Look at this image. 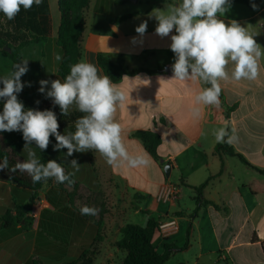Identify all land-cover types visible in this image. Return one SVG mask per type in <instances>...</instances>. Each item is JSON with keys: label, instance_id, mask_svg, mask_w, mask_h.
I'll return each mask as SVG.
<instances>
[{"label": "crops", "instance_id": "0c3cea01", "mask_svg": "<svg viewBox=\"0 0 264 264\" xmlns=\"http://www.w3.org/2000/svg\"><path fill=\"white\" fill-rule=\"evenodd\" d=\"M130 2L133 1L116 5L115 0H90L81 40V61L95 64L101 75L105 74L97 62L99 54L114 62L123 58L130 69L163 68L162 72H143L115 83L125 94L116 115L124 143L130 155H145L150 163L147 167L113 168L95 151L67 157V149L53 150L56 141L51 137L50 160L61 163L66 173L74 171L70 166L72 159L80 165L73 177L75 183L69 186L51 179L39 193L36 204L42 201L43 207L33 227L25 231L19 225L0 231V264H30L41 253L55 257L61 251L73 260L92 245L99 251L95 261H109L121 254L116 246L121 239L120 229L127 224L145 227L149 219L156 220L159 226L173 223L168 234L160 230L161 237L154 240L158 248L163 239L176 246L166 264H264V56L256 80L221 81L219 106L201 105L202 118L194 119V97L208 85L171 79L175 60L169 47L171 39L156 35L157 21L151 16L154 9L163 10L167 3L180 0H149L139 10L129 7ZM49 5L52 37L23 48L22 59L29 60V71L27 79L22 76L21 81L25 84L22 92L37 91L41 99L56 106L38 91L39 81L60 79L57 68L61 60L55 57H62L56 44L61 15L57 0H49ZM127 15L135 16L115 21ZM221 19L226 23L238 21L264 48V4L254 10L231 3ZM145 21L147 30L141 37L135 29ZM13 65L0 50V78L13 71ZM228 67L231 71L234 66ZM76 110L75 105L69 108V112ZM221 127H226L230 135L235 134L237 140L230 145L248 164L235 156L221 159L215 153V147L221 143H217L214 132ZM74 131L75 124L60 132ZM139 132L160 136L161 160L146 151L136 136ZM29 149L39 157V148L33 145ZM29 149L23 153L25 158L11 153L10 161L14 165L26 161ZM166 164L172 167L169 177L164 171ZM17 172L18 177L29 176ZM209 178L204 199L215 205L196 211L194 187ZM167 183L181 189L173 204L162 198ZM13 186L8 171H0V218L15 214ZM54 187L64 189L65 193L52 192ZM49 190L51 195L47 199ZM85 205L99 209L98 215H81L80 209ZM104 249L112 253L106 255Z\"/></svg>", "mask_w": 264, "mask_h": 264}, {"label": "clouds", "instance_id": "9594fccd", "mask_svg": "<svg viewBox=\"0 0 264 264\" xmlns=\"http://www.w3.org/2000/svg\"><path fill=\"white\" fill-rule=\"evenodd\" d=\"M41 3L42 0H0V12L8 20H13L21 8L30 10L33 5L39 6ZM251 6L254 10L258 8L254 2ZM230 8L231 0H180L179 3H167L163 10L154 9L151 14L157 21L156 35L161 38L170 36L171 39L169 47L175 56L171 65V79L210 85L199 90L194 97L191 109L194 119L202 118L201 105L219 106L221 81H254L260 74L259 62L264 56V48L238 21L226 23L221 19ZM146 30L147 21L135 29L141 37ZM173 31L175 34H172ZM135 39L132 38L133 42ZM55 59L59 61L62 57L57 54ZM28 62L24 59L14 64L13 71L0 78L3 84L0 100L4 101L0 113V132H22L26 149L34 143L41 151H46L51 143L50 137H54L56 143L53 150L67 149V157L74 153L95 151L113 168L149 165L150 161L145 155H130L124 143L122 127L116 115L118 108L124 104L125 94L110 76L99 74L95 64L82 60L70 66L63 82L60 79L39 81L38 91L59 106L61 115H68L72 105L84 113L75 121L74 132L61 134L54 111L25 110L18 99V94L25 87L21 77L29 71ZM229 64L234 66L231 71ZM214 135L217 143L232 144L237 140L226 127L216 130ZM70 166L74 171L66 173L56 160L41 163L35 151L29 149L28 159L17 162L10 171L27 173L33 183L53 179L56 183L71 186L75 183L73 177L80 170V165L76 159H72ZM6 169L9 170L7 157L0 163V171ZM98 212L99 209L87 205L80 209L81 215L95 216Z\"/></svg>", "mask_w": 264, "mask_h": 264}, {"label": "trees", "instance_id": "16d2710c", "mask_svg": "<svg viewBox=\"0 0 264 264\" xmlns=\"http://www.w3.org/2000/svg\"><path fill=\"white\" fill-rule=\"evenodd\" d=\"M127 1L115 0V4L122 5ZM57 2L61 15V23L56 44L62 51V59L57 68V75L64 81L65 77L69 74L70 66L81 61V40L85 29L86 11L90 0H57ZM253 2L258 7L264 4V0H231V3L242 4L249 9H253L251 6ZM134 16L127 15L115 21H125ZM51 37L52 17L49 0H42L39 6L33 5L30 10L21 8V11L13 20H8L0 12V50L14 64L23 60L21 53L23 48L32 44L44 43ZM5 47L9 48L8 52L4 51ZM97 62L104 74L111 77L113 83L122 81L126 76H135L143 72L152 74L162 72L163 70L162 67L157 71H150L144 68L130 69L123 58H119L117 62H114L103 54L97 56ZM24 76L27 79L28 74ZM18 99L24 104L25 110L36 109L43 111L50 109L54 111L60 125L59 131L75 124V121L84 115V113L78 110L69 112L66 116L61 115L59 106L50 105L41 99L37 91L31 93L20 92ZM3 103L4 101L0 100V113L3 111ZM136 136L140 139L148 153L157 160H161L158 154L161 138L157 133L139 132ZM24 144L25 141L23 140L22 132H0V162L2 163L3 159L7 157L9 170H6L10 174L14 185L12 188V196L15 202V214L11 215L9 213L0 218V231L19 225L25 231L30 230L34 225V219L30 216V213L38 200L39 193L51 182V179H48L47 181L33 183L30 176L18 177V172L13 173L10 171L14 166V162L9 159L11 153L25 158L23 155L26 150ZM33 145L35 144L33 143L29 147ZM51 146L50 143L46 151H41L38 157L41 163L46 164L50 160ZM215 153L221 159L224 156H235L242 162L248 164L241 155L235 153L233 147L228 143L217 145L215 147ZM211 178L207 179L200 186L194 187L197 202L196 211L202 206L215 205L213 202L204 199V191L211 181ZM51 190L52 192L65 193V190L60 187H54ZM51 190L46 195L47 199L50 198ZM69 197L71 198V196ZM69 203L72 204V202ZM120 234L121 239L116 246L126 252L121 264H166L176 249V246L169 244L166 239L162 240L160 248L157 247L154 240L156 237H161V231L159 223L154 219H149L145 227L137 224H127L120 229ZM184 248H187V244ZM262 249L264 251V243L262 244ZM98 252L96 245H92L87 250L81 252V255L74 259V262L71 264H92Z\"/></svg>", "mask_w": 264, "mask_h": 264}, {"label": "rangeland", "instance_id": "374dc122", "mask_svg": "<svg viewBox=\"0 0 264 264\" xmlns=\"http://www.w3.org/2000/svg\"><path fill=\"white\" fill-rule=\"evenodd\" d=\"M132 1H133L132 3L131 2L129 3V7H131L132 9L137 8L139 10V9H144L146 7V2L149 0H140L139 4L135 3L136 0H132ZM138 217H142V216H138ZM104 250L106 255L112 253V250L109 249H104ZM117 251L121 252V254L115 256L113 259L109 261H107L105 258L100 259L99 261L93 260L92 264H121L122 259L126 255V252L120 250L119 248H117ZM117 251L115 250L114 252L117 253ZM41 254L42 255L40 257L30 262V264H71L72 262H74V259L72 260L69 257H67L63 251L57 253L55 257H50L49 255H46L47 253H41Z\"/></svg>", "mask_w": 264, "mask_h": 264}, {"label": "built area", "instance_id": "2783aa9c", "mask_svg": "<svg viewBox=\"0 0 264 264\" xmlns=\"http://www.w3.org/2000/svg\"><path fill=\"white\" fill-rule=\"evenodd\" d=\"M180 193H181V189L179 186L173 184V183H167L165 186H164V189L162 191V198L168 202H171L172 204L175 203L179 196H180ZM43 200V199H41ZM41 203H37L34 207H33V210H32V218L34 219V221H36L38 219V214H39V211L42 209V201H40ZM173 223H162L159 228L160 230L163 232V233H166L168 234V229L170 227H172Z\"/></svg>", "mask_w": 264, "mask_h": 264}, {"label": "water", "instance_id": "95a60500", "mask_svg": "<svg viewBox=\"0 0 264 264\" xmlns=\"http://www.w3.org/2000/svg\"><path fill=\"white\" fill-rule=\"evenodd\" d=\"M4 51L8 52L9 51V48L5 47L4 48ZM171 170H172L171 165L170 164H166L165 165V168H164V171H165V174H166L167 177L170 176Z\"/></svg>", "mask_w": 264, "mask_h": 264}]
</instances>
